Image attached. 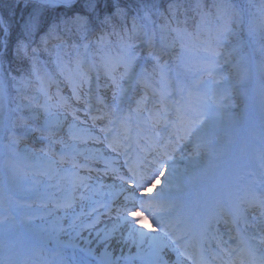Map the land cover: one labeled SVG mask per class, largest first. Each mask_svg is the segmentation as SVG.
I'll list each match as a JSON object with an SVG mask.
<instances>
[{"label": "snow or ice", "instance_id": "1", "mask_svg": "<svg viewBox=\"0 0 264 264\" xmlns=\"http://www.w3.org/2000/svg\"><path fill=\"white\" fill-rule=\"evenodd\" d=\"M23 3L18 20L0 15V111L14 91L21 113L0 119V173L28 182L41 223L0 264H264V135L231 148L213 131L225 85L257 58L264 71V0ZM225 155L235 171L218 174ZM178 158L182 213L147 191L172 183Z\"/></svg>", "mask_w": 264, "mask_h": 264}, {"label": "rangeland", "instance_id": "2", "mask_svg": "<svg viewBox=\"0 0 264 264\" xmlns=\"http://www.w3.org/2000/svg\"><path fill=\"white\" fill-rule=\"evenodd\" d=\"M237 80H239V77H234L231 85H225V87L228 90V95H227L226 99L220 101V103L222 105V107L220 108V111H222L220 119L222 121H225V123L234 122L233 121L234 118L241 115L243 113L246 105H247V99H246L247 91L244 90V91H246L244 94L242 91L243 89H238V88L234 87ZM53 91H55V88H53ZM65 94H68L67 91H65ZM247 117L251 118L249 113H248ZM253 121L254 120L248 121V125H246V126H245V123H243L240 126L235 125L231 129H225V130L217 128L214 124L213 131H214L215 135L220 138L221 144H223L225 147H231L234 139L239 134L242 135V142L243 143L247 142L250 144H256L258 146L259 142H260L259 141V134H258L259 131L256 130L258 128V126H257L258 123L256 121H255L256 123ZM243 129L246 132L241 131ZM262 129L264 130V125L262 126ZM24 143L25 142H22L20 146L23 147ZM27 143H32V142L28 141ZM33 146L39 147L40 144L37 142ZM226 157H227V155H225L224 157H221L218 161H216V163L219 164V167L225 161ZM219 167L216 169V171H219L218 170ZM186 176H187V173L183 172V165L177 164L175 175L172 178V183L169 185V184H167L165 179H159V180L155 181V186L162 189V190L167 189L169 191H174V190H176L175 184H177V182H180L182 184V186H181V188L180 187H177V188L180 190L183 188L182 190H185V189H188L185 187V184H186L185 177ZM103 179L106 182L109 181L106 177H104ZM24 183H25V181H18L19 188H24L25 187ZM42 190L43 189L41 188V191ZM148 190H149V188H148ZM5 192H7V191H5ZM7 193H6L5 198L3 197L2 201L5 202V206L8 209L7 212L12 216L14 215L17 217L18 222H19L18 223V227H19L18 233L23 235L24 233L27 232V229L29 231L33 225H38L41 223V221L39 219H35V220L26 219L25 221L20 223L21 216L19 214V210L32 209L34 211L39 206L38 202L32 203V201L36 200V196L33 193H30L29 195L24 196L23 198L12 197L11 195H8ZM9 204L11 205L10 207L7 206ZM4 216H5V213H4ZM62 239H67V237H62ZM13 240L14 239H12L10 242H12ZM7 251H8V249H6V251H3V252L0 251V253L2 252L1 253L2 255L0 256V258H4V256L7 254ZM13 259L23 261V259H24L23 251H20L19 255L17 257H13Z\"/></svg>", "mask_w": 264, "mask_h": 264}, {"label": "trees", "instance_id": "3", "mask_svg": "<svg viewBox=\"0 0 264 264\" xmlns=\"http://www.w3.org/2000/svg\"><path fill=\"white\" fill-rule=\"evenodd\" d=\"M233 2L238 4L241 8H244L251 12H255V9L254 8L249 9L248 8L249 3H253L257 5L259 4V0H233ZM26 11L27 9L25 8L23 0H21L19 4L14 5L12 10H9L7 8L0 9V15H2L5 19L11 22V21L18 20L20 18L21 13L26 12ZM13 12H14V15H13ZM165 59H169V62L171 64L170 57L165 58ZM258 60L259 58H257V65H255L258 79L255 81V83H253L254 88H255L254 90L255 98L254 99L256 102V108L261 114V119L264 120V71H261L260 68L258 67ZM6 67H8L9 71H11L12 75H19L20 73H23L25 71V66L18 62L12 63L11 65L6 66ZM250 72L251 71L248 68L243 78L239 77V80L236 81L235 86L239 88L244 87V86L249 87L250 84H252ZM15 95L16 94L13 91L11 93L9 100L7 101L6 109L4 111H0V119H6L9 121V123H11V121L15 120L16 117L21 114L19 112L10 111L11 109L16 107L17 103H19V100L13 99ZM218 112L220 113L219 110ZM24 114H26V112ZM222 122L224 121L220 119V116H217L215 118L216 127H219L220 124H222ZM229 125H233V124L229 123L228 125H225V126H229ZM1 184H2V178L0 176V188L2 186ZM15 232H16V227H14L13 222H6V223L0 222V241H2V243H4L9 237L15 235Z\"/></svg>", "mask_w": 264, "mask_h": 264}, {"label": "bare ground", "instance_id": "4", "mask_svg": "<svg viewBox=\"0 0 264 264\" xmlns=\"http://www.w3.org/2000/svg\"><path fill=\"white\" fill-rule=\"evenodd\" d=\"M90 146H92V145H90ZM93 147H99V145H96V146H93ZM176 164H182L183 165V170L185 169V166H186V161H184V160H182V159H177V161H176ZM184 172V171H183ZM179 174V173H178ZM237 174H242V172H240V173H237ZM176 185H180V182H177V184ZM182 185V184H181ZM180 185V186H181ZM19 214H20V216H21V222H23V221H25L26 219H27V217L28 216H31V215H33L34 214V211L32 210V209H29V210H27V209H23V210H19ZM145 230H147V229H145ZM27 232H28V229H27ZM85 235H87V234H85ZM94 247H95V245H93ZM124 251L125 252H128L129 251V249H127V248H125L124 249ZM131 251L132 252H135V248H132L131 249Z\"/></svg>", "mask_w": 264, "mask_h": 264}]
</instances>
